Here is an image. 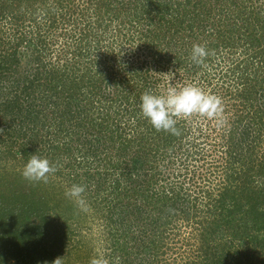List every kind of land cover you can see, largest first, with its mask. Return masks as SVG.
<instances>
[{
    "label": "trees",
    "instance_id": "16d2710c",
    "mask_svg": "<svg viewBox=\"0 0 264 264\" xmlns=\"http://www.w3.org/2000/svg\"><path fill=\"white\" fill-rule=\"evenodd\" d=\"M0 189V264H264V0H0Z\"/></svg>",
    "mask_w": 264,
    "mask_h": 264
},
{
    "label": "rangeland",
    "instance_id": "374dc122",
    "mask_svg": "<svg viewBox=\"0 0 264 264\" xmlns=\"http://www.w3.org/2000/svg\"><path fill=\"white\" fill-rule=\"evenodd\" d=\"M16 170H18V172H22V171H24V170H26V168L24 167L23 168V166H16ZM30 171H31V169L29 170V171H24V172H22V173H24V174H31L30 173ZM18 174V173H17ZM23 185V184H22ZM24 186H26V184L24 185ZM15 187V186H14ZM27 187V186H26ZM35 187V186H34ZM43 190V189H42ZM0 191H3V189H0ZM14 191V190H13ZM19 193V192H18ZM87 221H89V223H90V225L92 226V229H93V231H94V233H98L99 232V228H98V225L100 224V222H98V225H97V223H96V221H92V220H87ZM87 225H88V223H87ZM93 233V234H94ZM101 233H99V235H100ZM95 236H98L97 234L95 235ZM94 236V237H95ZM93 237V238H94ZM94 245H96L97 246V248L99 249V247H100V245H101V243H98L97 242V244H94ZM100 250V249H99ZM102 254V253H101ZM182 255H184V253L182 254ZM93 257H95V256H93ZM181 257H179V263L181 264V263H183L182 261H184V259H180ZM81 261H83V260H80V262ZM79 262V261H78ZM80 262L78 263V264H80ZM70 264H77V256H72V258H71V260H70Z\"/></svg>",
    "mask_w": 264,
    "mask_h": 264
}]
</instances>
